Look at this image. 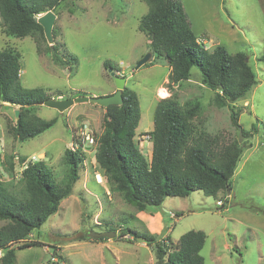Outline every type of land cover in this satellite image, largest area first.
Instances as JSON below:
<instances>
[{"label":"rangeland","instance_id":"374dc122","mask_svg":"<svg viewBox=\"0 0 264 264\" xmlns=\"http://www.w3.org/2000/svg\"><path fill=\"white\" fill-rule=\"evenodd\" d=\"M180 1L207 49L224 45L231 53L245 52L257 73V85L232 103L240 127L232 120L233 108L215 102L216 92L202 83L197 68L172 89L166 80L170 66L163 58L136 69L138 61L151 52L139 28L149 9L144 0H67L59 7L53 28L56 50L49 49L46 36H9L0 17V50L13 48L21 53L26 88L42 87L55 97L77 98L114 80L105 60L125 69L127 86L140 98L136 139L147 158L152 156L148 133L154 128L155 108L159 99L166 98L160 96L159 87L166 88L168 96L175 92L181 103L192 98L203 102L204 110L195 119L197 132L210 139L215 150L240 142L241 130L251 133L240 142L244 149L229 194L209 196L197 190L186 197H167L160 206L143 211L110 190L96 162V147H80L84 163L79 180L59 210L32 231L29 241L37 243L16 244L17 264H156L154 248L134 239L131 228L170 237L173 245L187 231L203 230L207 234L201 250L205 264H264V62L259 61L264 50V0ZM55 56L67 58L71 67L59 64ZM155 57L151 52L149 61ZM72 58L77 63L72 64ZM33 108L41 118L57 121L47 131L21 141L14 129L19 107L0 100L1 177L17 182L27 164L45 160L62 182L68 171L64 154L77 142L78 127L87 123L98 137L106 111L91 101L76 103L64 112L42 104ZM5 223L0 219V227ZM91 230H113L117 235L83 239Z\"/></svg>","mask_w":264,"mask_h":264},{"label":"trees","instance_id":"16d2710c","mask_svg":"<svg viewBox=\"0 0 264 264\" xmlns=\"http://www.w3.org/2000/svg\"><path fill=\"white\" fill-rule=\"evenodd\" d=\"M66 1L0 0V17L6 33L16 38L36 35L45 38L44 28L36 17L50 10L58 15L59 7ZM144 1L149 9L141 17L139 28L148 38L149 50L156 55L147 63H156L161 58L167 61L170 89L188 80L197 68L202 83L216 92L215 102L233 108L232 120L240 127L239 115L232 103L245 98L258 83L248 55L231 53L224 45L207 49L198 41L180 0ZM49 49L56 50V45H49ZM21 58L16 49L0 50V100L19 107L14 129L18 138L25 141L53 127L57 118L44 119L33 112L34 106L55 96L42 87L23 85ZM54 60L71 67L67 58L55 56ZM259 61L264 62V50ZM71 63L77 62L72 58ZM104 66L108 71L110 68L116 73L121 71L110 60H105ZM123 98V104L105 107L103 131L98 136L95 152L96 162L111 191L119 193L140 211L160 206L167 197H186L197 190L209 196L230 193L244 146L235 140L217 151L210 139L197 132L195 119L204 110L199 98L181 103L172 92L159 99L154 128L148 133L153 144L151 158L144 155L136 139L141 119L139 95L126 85ZM250 135L243 130V136ZM80 151H65L68 171L62 182L56 180L45 160L27 164L17 182L4 181L0 171V219L6 221L0 227V249L4 251L0 264H17L16 244L28 247L37 243L29 241L32 231L59 210L61 201L72 193L80 178V166L84 163ZM130 233L134 239L154 248L156 264H205L201 250L207 234L203 230L187 231L176 245L170 237L160 234L133 228ZM82 238L88 239V235Z\"/></svg>","mask_w":264,"mask_h":264},{"label":"water","instance_id":"95a60500","mask_svg":"<svg viewBox=\"0 0 264 264\" xmlns=\"http://www.w3.org/2000/svg\"><path fill=\"white\" fill-rule=\"evenodd\" d=\"M37 21L43 26L45 36L50 43L52 47H54L55 38L53 34V28L57 20V14L50 10L47 11L40 16L36 17ZM151 57V52L147 53L142 59H140L136 65V69L140 68L142 65L147 63ZM110 74L114 77V81L117 87V90L109 95H103V96H92L89 97L87 95L80 96L77 98H48L45 101L41 102L40 104L46 105L51 108H55L59 110L60 112H64L65 110L69 109L72 105L75 103H81V102H95L98 103L101 106L108 107L112 104H118L121 105L124 102L123 98V90L126 87V77L121 76L116 73V71L113 70V68L109 69ZM20 115V111L16 110V117L18 118ZM243 140V132L241 130L240 133V142ZM88 237L90 238H96V239H102V238H112L117 235L116 231L110 230L105 232H97L94 230H91L87 233Z\"/></svg>","mask_w":264,"mask_h":264},{"label":"built area","instance_id":"2783aa9c","mask_svg":"<svg viewBox=\"0 0 264 264\" xmlns=\"http://www.w3.org/2000/svg\"><path fill=\"white\" fill-rule=\"evenodd\" d=\"M204 38H199L200 43L203 42ZM207 41V39H206ZM149 137V136H148ZM76 138L77 142L74 144L72 147L73 150L77 151L80 149V147H84V145H93L97 146L98 144V137L95 136L94 131L92 130L91 126L87 123H83L81 126L78 127L77 132H76ZM87 148V147H86ZM97 180L99 181V176H102L101 173L97 174ZM222 205V201L219 200V202ZM4 251L0 249V258L3 256Z\"/></svg>","mask_w":264,"mask_h":264},{"label":"crops","instance_id":"0c3cea01","mask_svg":"<svg viewBox=\"0 0 264 264\" xmlns=\"http://www.w3.org/2000/svg\"><path fill=\"white\" fill-rule=\"evenodd\" d=\"M122 71H119V72H121L120 74L121 75H125L126 76V85H127V83H128V76L126 75V71H125V69H121ZM169 72H170V68H169ZM168 75H169V73H168ZM168 75H167V77H166V80H168ZM160 88V87H159ZM158 88V90H159V94H160V91H161V89H163L164 87H161L160 89ZM164 89H166V88H164ZM117 90V87H116V84H115V81L113 80H111V81H109L108 83H103L102 85H100L99 86V88H97V90L96 91H94V92H89V93H86L88 96H103V95H109V94H112V93H114L115 91ZM166 91H167V89H166ZM158 93V92H157ZM167 93H168V91H167ZM168 95H169V93L166 95V96H162L161 94H160V96H162V97H168ZM77 96V95H76ZM71 98H74L75 96H70ZM157 97V96H156ZM53 98H65V97H63L62 95H59V96H56V97H53ZM67 98H69V97H67ZM76 104V103H75ZM74 104V105H75ZM74 105H72V107L74 106ZM101 107H103V106H101ZM104 111H106V108L104 107Z\"/></svg>","mask_w":264,"mask_h":264},{"label":"bare ground","instance_id":"6f19581e","mask_svg":"<svg viewBox=\"0 0 264 264\" xmlns=\"http://www.w3.org/2000/svg\"><path fill=\"white\" fill-rule=\"evenodd\" d=\"M160 94L162 95V96H166L167 95V91H166V89H161V91H160Z\"/></svg>","mask_w":264,"mask_h":264},{"label":"clouds","instance_id":"9594fccd","mask_svg":"<svg viewBox=\"0 0 264 264\" xmlns=\"http://www.w3.org/2000/svg\"><path fill=\"white\" fill-rule=\"evenodd\" d=\"M120 73H121V72H118L117 74L121 75ZM21 75H22V74H21ZM121 76H123V75H121ZM103 107H104V106H103ZM96 147H97V146H96ZM101 174H102V173H101Z\"/></svg>","mask_w":264,"mask_h":264}]
</instances>
